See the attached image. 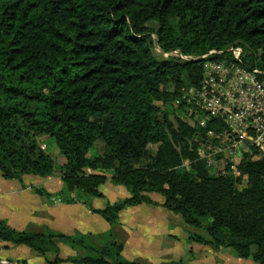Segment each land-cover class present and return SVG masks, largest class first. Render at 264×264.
Instances as JSON below:
<instances>
[{"label":"trees","instance_id":"1","mask_svg":"<svg viewBox=\"0 0 264 264\" xmlns=\"http://www.w3.org/2000/svg\"><path fill=\"white\" fill-rule=\"evenodd\" d=\"M231 46L264 73V0H0L1 176L22 183L57 172L60 202L82 203L110 226L126 208L157 205L149 194H158L163 208L207 232L190 241L264 264V157L242 163V187L240 178L212 174L195 161L201 130L173 108L180 87L200 82L195 59ZM47 138L61 166L41 149ZM106 182L129 196L96 210L91 201ZM100 237L92 244L0 220L1 242L46 264H143L124 259L111 232ZM59 243L85 254L62 259Z\"/></svg>","mask_w":264,"mask_h":264},{"label":"crops","instance_id":"2","mask_svg":"<svg viewBox=\"0 0 264 264\" xmlns=\"http://www.w3.org/2000/svg\"><path fill=\"white\" fill-rule=\"evenodd\" d=\"M49 141L50 138H47L40 143L47 154ZM55 153L59 151L54 150L53 154ZM59 159L58 165L61 166L64 164V158L60 155ZM53 175L45 178L28 175L24 176L20 183L17 180L4 179L0 174V220L19 231L30 233L51 231L68 236H87L92 244L106 241V238L100 236L111 231L117 242L123 246L121 256L128 261L143 264H166L178 262L180 259L184 264H220L219 260L226 264H252L242 260L233 262L235 256L229 249H213L188 240V235L193 230L179 215L161 206L163 198L158 194H149V198L157 205L141 204L126 208L119 214L118 224L111 227L82 203L60 202L55 195L63 188V183L57 172ZM37 179H41L42 182ZM33 188H41L51 196L37 195ZM99 191L103 197H96L91 201L92 207L96 210L103 209L107 203L128 197L126 189L110 182L101 185ZM0 246L2 247L0 261H10L6 252H13L17 247L1 241ZM58 248L59 257L62 259L77 254L74 248L62 243L58 244ZM188 255L190 259L185 261ZM15 261H23L25 264L37 263V261L29 263L24 259L10 262Z\"/></svg>","mask_w":264,"mask_h":264},{"label":"built area","instance_id":"3","mask_svg":"<svg viewBox=\"0 0 264 264\" xmlns=\"http://www.w3.org/2000/svg\"><path fill=\"white\" fill-rule=\"evenodd\" d=\"M244 56L240 46L202 55L199 84L180 87L173 101L175 115L201 130L195 161L214 175L240 178V187L247 180L242 163L264 157V73L250 68Z\"/></svg>","mask_w":264,"mask_h":264},{"label":"rangeland","instance_id":"4","mask_svg":"<svg viewBox=\"0 0 264 264\" xmlns=\"http://www.w3.org/2000/svg\"><path fill=\"white\" fill-rule=\"evenodd\" d=\"M156 51L159 52L158 49H156ZM49 143L50 144L48 145L47 152L54 159L55 164L58 166V164H60V159H59L60 158V155H59V153L53 154V151L54 150H58V149L56 148L55 143H54V140L52 138H50ZM155 149H156V147H154V146L148 147V155L152 154L155 151ZM100 150H101V142H96V144L94 145V147L90 151V155H92V156L97 155V154H99ZM57 166H56V168H58ZM55 175H57V174H55ZM37 180H40V182H42L41 179H37ZM122 188H124V187H122ZM128 196H129V194H128ZM111 227H113V226H111ZM191 229L193 230V232H191L190 234L198 235V236H203L205 238L208 237L207 232L205 231V229H194V228H191ZM115 241H117V240L115 239ZM1 248L2 247L0 246V249ZM75 250H76V253H77L75 256H82V255L85 254V252L82 249L76 248ZM229 250H231V249H229ZM231 252H232V250H231ZM6 255H7V259L10 260V261H14L16 259H24V260L28 261L29 263H33V261H37V263L40 262L42 264L43 263L46 264L45 263V260L42 257H39L34 252H32L30 249H28V248H26L24 246H18L17 249L15 251H13V252H6ZM232 255H234V254H232ZM75 256H73V257H75ZM187 259H190V255H188L186 257L185 261H187ZM219 259H221V258H219ZM241 260L242 261H249L252 264H256L251 259H239V258H236V257H234V261L233 262H241ZM179 261H181L182 263H184V261L182 259H180ZM219 263L220 264H226L224 261H221V260H219Z\"/></svg>","mask_w":264,"mask_h":264},{"label":"water","instance_id":"5","mask_svg":"<svg viewBox=\"0 0 264 264\" xmlns=\"http://www.w3.org/2000/svg\"><path fill=\"white\" fill-rule=\"evenodd\" d=\"M199 61H201V59H195V62H199Z\"/></svg>","mask_w":264,"mask_h":264}]
</instances>
